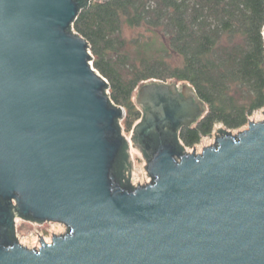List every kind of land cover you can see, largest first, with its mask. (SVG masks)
Listing matches in <instances>:
<instances>
[{"label": "water", "instance_id": "water-1", "mask_svg": "<svg viewBox=\"0 0 264 264\" xmlns=\"http://www.w3.org/2000/svg\"><path fill=\"white\" fill-rule=\"evenodd\" d=\"M91 1L0 0V264H264V119L182 151L173 134L204 102L186 82H143L129 140L149 179L123 187L124 109L72 30ZM19 219L66 230L31 249Z\"/></svg>", "mask_w": 264, "mask_h": 264}, {"label": "trees", "instance_id": "trees-1", "mask_svg": "<svg viewBox=\"0 0 264 264\" xmlns=\"http://www.w3.org/2000/svg\"><path fill=\"white\" fill-rule=\"evenodd\" d=\"M138 28L144 33L127 37ZM72 30L87 41L110 101L124 109L126 130L144 115L133 95L149 80L186 82L205 104L196 123L173 134L182 151L216 124L224 135L264 107V0H93ZM129 166L126 140L114 169L123 187Z\"/></svg>", "mask_w": 264, "mask_h": 264}, {"label": "rangeland", "instance_id": "rangeland-1", "mask_svg": "<svg viewBox=\"0 0 264 264\" xmlns=\"http://www.w3.org/2000/svg\"><path fill=\"white\" fill-rule=\"evenodd\" d=\"M125 32L127 37L130 38L136 36L139 32L144 33V30L141 28L126 29ZM135 92L137 91L135 90ZM133 100L135 101L134 95H133ZM263 110L264 107L254 111L248 120L260 121L262 120V118L264 119V112H262ZM247 123L238 129L231 130V132L236 133L237 131L247 127ZM120 124H121V129H122L121 131L123 136L129 140L130 134L132 133V127L129 130H126L123 117L120 119ZM218 128L222 129L223 125L216 124L210 135L203 136L200 139V141L196 143L194 146H186L185 150L191 152L192 148H194V152L200 153L203 145L208 146L210 143L214 142V133L219 135L218 131L216 130ZM128 151L129 153H131V157H132L131 162L133 166L132 174L129 178V182H131L132 185H135L137 179L139 183H142L143 179L144 181H147L149 178L146 173L145 166L143 165L145 163V157L142 154L140 147H138L137 145H132L129 140ZM15 228H16L15 235L18 241L22 243L25 247L30 248L31 246L38 243L39 236H42L45 238L46 241H49L52 239L53 235H61L62 233H64L66 227L60 222H47L41 225H37L36 223L33 222L18 220Z\"/></svg>", "mask_w": 264, "mask_h": 264}, {"label": "built area", "instance_id": "built-area-1", "mask_svg": "<svg viewBox=\"0 0 264 264\" xmlns=\"http://www.w3.org/2000/svg\"><path fill=\"white\" fill-rule=\"evenodd\" d=\"M140 120V119H139ZM119 123H120V121H119ZM132 128H133V126H132ZM122 130V129H121ZM126 140H127V142H128V149H129V140L127 139V138H125ZM128 153H129V151H128ZM129 158H130V163H131V171H130V175H129V178H130V176H131V174H132V169H133V166H132V162H131V159H132V157H131V153H129ZM146 170V169H145ZM146 173H147V171H146ZM148 175V178H149V174H147ZM19 220H23V221H27V222H32V221H28V220H24V219H19ZM17 222H18V220H17ZM16 222V223H17ZM47 222H52V221H44V222H41L40 224L38 223V222H33V223H36L37 225H41V224H43V223H47ZM63 224V223H62ZM63 225H65V224H63ZM15 227H16V224H15ZM66 227V226H65ZM65 230H66V228H65ZM65 232V231H64ZM63 234V233H62ZM42 241H44V242H47L46 240H45V238L44 237H42V236H39V239H38V243L37 244H35V245H33V246H31L30 248L31 249H37V248H39L40 246H41V243H42ZM47 243H49V242H47ZM22 244V243H21ZM23 245V244H22Z\"/></svg>", "mask_w": 264, "mask_h": 264}, {"label": "flooded vegetation", "instance_id": "flooded-vegetation-1", "mask_svg": "<svg viewBox=\"0 0 264 264\" xmlns=\"http://www.w3.org/2000/svg\"><path fill=\"white\" fill-rule=\"evenodd\" d=\"M143 111L145 112V108H143Z\"/></svg>", "mask_w": 264, "mask_h": 264}, {"label": "bare ground", "instance_id": "bare-ground-1", "mask_svg": "<svg viewBox=\"0 0 264 264\" xmlns=\"http://www.w3.org/2000/svg\"><path fill=\"white\" fill-rule=\"evenodd\" d=\"M51 240L47 241V242H50Z\"/></svg>", "mask_w": 264, "mask_h": 264}]
</instances>
